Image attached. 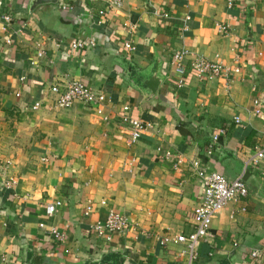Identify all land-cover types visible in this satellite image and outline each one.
Here are the masks:
<instances>
[{
	"label": "crops",
	"instance_id": "0c3cea01",
	"mask_svg": "<svg viewBox=\"0 0 264 264\" xmlns=\"http://www.w3.org/2000/svg\"><path fill=\"white\" fill-rule=\"evenodd\" d=\"M183 49L179 74L173 54ZM196 57L221 62L229 75L200 76ZM158 62L163 82L149 97L139 79ZM72 79L107 93L104 115L58 105L51 87ZM124 105L151 123L136 141L121 120ZM258 150L264 0H125L114 9L107 0L33 9L30 0H0V264H264V160L248 163ZM195 158L229 179L243 175L249 194L215 215L191 258L185 244L160 239L195 229L203 196ZM112 209L131 227L106 240L91 225Z\"/></svg>",
	"mask_w": 264,
	"mask_h": 264
},
{
	"label": "built area",
	"instance_id": "2783aa9c",
	"mask_svg": "<svg viewBox=\"0 0 264 264\" xmlns=\"http://www.w3.org/2000/svg\"><path fill=\"white\" fill-rule=\"evenodd\" d=\"M125 0H107L110 8L121 6ZM104 13L105 11H100ZM6 18H10L7 16ZM87 45L82 42L74 43V48H85ZM125 46L129 50H135V45L127 41ZM189 54L187 49L177 50L173 54V65L179 74L185 73V57ZM192 68L200 76L209 75H224L228 76L230 69L223 65L221 62L208 60L205 57H196L191 63ZM236 72H240L239 67L235 68ZM51 90L56 93L57 103L62 108H70L76 103H83L99 114L104 115V109L107 102L109 101L107 93L100 89H96L91 85L87 84L81 79H72L67 81L65 84H56L51 87ZM40 103H36L34 108H37ZM256 112L259 113L260 100H255ZM107 119L108 117L105 116ZM122 122L130 128L131 140L136 141L141 135L151 127L149 119L146 117H135L130 113V106L124 105L121 114ZM239 121V117H236ZM226 130L224 128L219 129L212 137L213 144L210 145L211 149L214 144L220 139L221 136L225 135ZM162 157L169 159L170 153H162ZM264 160V150H258L248 161L253 163L255 166H260ZM181 161L178 159L175 166ZM192 166L195 169V173L200 178L203 185V196L202 200L195 210V221L196 226L194 231L188 234H176V235H165L160 239L162 245L174 241L177 243L185 244L191 252V258H194L195 249L202 239H206L211 230L212 221L217 213L224 209L231 202H238L246 198L249 194L248 186L243 175L236 178L229 179L223 173L215 170H209L203 166L202 160L195 158L192 161ZM264 174V168L262 169ZM4 186L7 189H12L14 183L11 180H6ZM61 201L50 203L46 207V213L49 216L57 213ZM93 211V204L90 201L89 205L85 209V215H89ZM44 226V224H41ZM131 222L128 217L116 210H110L107 218L104 222L97 221L94 225H91V231L94 232L98 237L106 240H112V236L116 233H125L129 231ZM51 234L57 241L65 239V234L57 227L50 230ZM253 257H261L262 251L255 249L252 251Z\"/></svg>",
	"mask_w": 264,
	"mask_h": 264
},
{
	"label": "water",
	"instance_id": "95a60500",
	"mask_svg": "<svg viewBox=\"0 0 264 264\" xmlns=\"http://www.w3.org/2000/svg\"><path fill=\"white\" fill-rule=\"evenodd\" d=\"M57 1L58 0H30V8L33 9L40 4ZM139 81L147 90L148 96H154L163 82V75L161 74V65H159V62L155 65V69L150 76L146 74L141 75Z\"/></svg>",
	"mask_w": 264,
	"mask_h": 264
}]
</instances>
